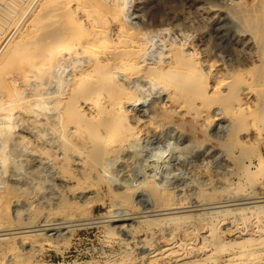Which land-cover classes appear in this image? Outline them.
<instances>
[{
  "label": "rangeland",
  "instance_id": "rangeland-1",
  "mask_svg": "<svg viewBox=\"0 0 264 264\" xmlns=\"http://www.w3.org/2000/svg\"><path fill=\"white\" fill-rule=\"evenodd\" d=\"M239 1L243 9L253 2L120 4L123 20L145 35L149 62L165 61L168 52L186 56L199 63L211 86L213 66L230 81L238 72L251 78L262 62L264 54L234 14ZM86 64L80 61L77 70ZM44 69L30 71L38 77ZM69 71L64 67L54 81ZM262 82L244 88L241 99H228L233 89L224 88L207 100L205 121L193 106L171 105L174 85L135 82L140 98L122 125L143 131L107 156L89 142L92 129L82 122L97 113V104L114 99H77L72 112L67 100L47 99L43 84L38 89L32 83L33 95L24 99L16 98L19 85H8L7 99L0 100V264H174L179 255L167 253L170 248L204 243L212 252L218 243L249 238L253 242L242 245L255 248L261 241L264 250V99L255 93ZM223 102H235L243 112ZM75 111L82 112L80 121H74ZM104 134L105 128L96 130ZM157 152L165 155L154 159ZM229 255L216 251L210 259L222 264Z\"/></svg>",
  "mask_w": 264,
  "mask_h": 264
},
{
  "label": "bare ground",
  "instance_id": "bare-ground-1",
  "mask_svg": "<svg viewBox=\"0 0 264 264\" xmlns=\"http://www.w3.org/2000/svg\"><path fill=\"white\" fill-rule=\"evenodd\" d=\"M120 1L122 0H0V69L2 68L0 100L7 99L6 87L10 84L20 86L19 89L17 88L19 93L17 99H24V96L28 94L33 95V89H41L38 85L43 84L46 86L47 97L43 95L47 99H65L69 108L76 106L77 103H74L77 99H101V101L114 99V103L118 102L117 108L113 102L108 105L99 103L96 105L97 113L91 111L82 122L84 126L89 127V130L92 129L89 142L97 147V152L105 153L104 156H107L117 154L128 144L127 142L138 137L140 131H143V129L139 131L136 130L137 128L122 125L132 112L131 105L134 99L140 98L135 95L137 89L133 90V84L140 80L152 82V84L149 83L151 86L154 82L160 85H174L177 88H175L176 92L166 96L170 99L171 105L182 103V105L193 106L196 117L201 121L209 119L211 100L209 102L207 100L225 93L223 90L226 87L233 89L228 99H241L240 93L244 88H251L253 84L263 80V84H259L260 87L257 89L254 87V89L260 99H264V55L262 62L259 63L261 65L257 66L258 69L253 72L251 78H247L244 72H238L231 77L228 76L230 81H227V78L217 76L219 73L216 75L214 72L215 66H211L213 68L210 69L212 70L211 82H209L211 86L210 84L207 86V78L199 71V63L198 66L197 62L188 60L186 56L176 57L174 53L171 55L172 52L167 51L165 61L149 62L145 35L138 33L123 20L124 10L123 5L121 6L123 2L120 4ZM241 3H236L234 14L248 31L253 43L255 41L258 49L264 54V0H253L246 9L242 8ZM82 60L87 61V64L77 70L78 63ZM24 63L31 69L35 67L37 71L47 68L42 70L43 72L40 71L42 73L37 77L36 71L25 70L28 66L24 67ZM64 67L71 68V71L65 78L55 82L54 80L59 77L61 74L59 72ZM207 77L209 80V75ZM34 82L36 86L33 84L34 88L33 86L31 88ZM137 85L139 86V83ZM158 86L157 89L161 87ZM225 98L222 96V99ZM223 105L231 110L234 109L237 113L243 112L240 105L235 102H223ZM179 108L182 107L179 106ZM80 114L82 112H79ZM73 115H75L74 121L81 120L78 111ZM70 117L72 118V115ZM94 119L98 120L95 127L91 125V120ZM69 120L71 121L70 118ZM118 124L121 126L117 127ZM104 128L103 136L96 135L97 129ZM116 139L118 143L109 145L110 141ZM189 226H186L187 230ZM244 242L249 244L253 240L249 238ZM230 243H218L212 252L210 249H205L206 244L203 243L197 248L183 247L177 252L174 248H170L167 253L172 251L177 257L179 255L174 264H210L212 261L210 255L216 251L230 252L229 258L222 264H260L264 257L261 241L255 248L249 245L244 246L242 243L235 245ZM165 252L166 250L162 252L163 256L168 255ZM237 253L239 254L235 256ZM168 259L164 262L168 263Z\"/></svg>",
  "mask_w": 264,
  "mask_h": 264
},
{
  "label": "clouds",
  "instance_id": "clouds-1",
  "mask_svg": "<svg viewBox=\"0 0 264 264\" xmlns=\"http://www.w3.org/2000/svg\"><path fill=\"white\" fill-rule=\"evenodd\" d=\"M163 155H165V153L157 152V153H155L153 158L154 159L161 158Z\"/></svg>",
  "mask_w": 264,
  "mask_h": 264
}]
</instances>
